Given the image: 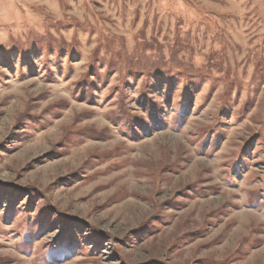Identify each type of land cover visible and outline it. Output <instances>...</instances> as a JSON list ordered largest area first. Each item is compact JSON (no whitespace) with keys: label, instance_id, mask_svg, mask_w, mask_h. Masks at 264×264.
<instances>
[{"label":"rangeland","instance_id":"374dc122","mask_svg":"<svg viewBox=\"0 0 264 264\" xmlns=\"http://www.w3.org/2000/svg\"><path fill=\"white\" fill-rule=\"evenodd\" d=\"M0 264H264V0H0Z\"/></svg>","mask_w":264,"mask_h":264}]
</instances>
